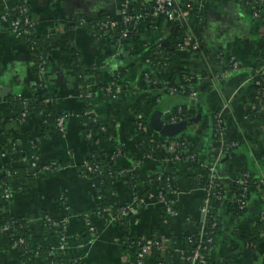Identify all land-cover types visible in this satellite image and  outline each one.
<instances>
[{
    "label": "crops",
    "instance_id": "0c3cea01",
    "mask_svg": "<svg viewBox=\"0 0 264 264\" xmlns=\"http://www.w3.org/2000/svg\"><path fill=\"white\" fill-rule=\"evenodd\" d=\"M182 1L174 0L180 14L176 20L184 26L186 37L192 36L200 48L182 50L175 46L168 63L162 67L152 65L150 46L165 38L171 39L170 28L151 29L138 22L135 28L141 32L140 39H119V43L110 45L108 39L122 36L98 31L91 35L85 28L74 25L78 16L88 17L90 21L102 17L117 21L122 7L127 11L132 6L138 9L152 0H26L35 34H56L47 51L50 60L41 83L34 72L26 39L12 34L6 24L1 26L0 118L7 121L3 132L0 130V176L22 167L36 178L27 183L24 192H13L7 201L2 198L0 186V221L4 215L25 218L34 239L44 245L54 244V240L41 230L42 215L59 221L65 217L67 256L79 258L82 264H129V253L123 243L128 238L158 234L166 244H173V255L167 263L186 264L181 238L197 232L201 225V208L206 198L201 172L205 165L216 163L215 174L223 177L225 195L215 211L219 228L206 264H264V235L255 244L251 242L264 210V127L247 116L248 110L264 115V90L256 95L250 86L252 75L261 66L258 42L262 35L261 23L238 0H194L190 6ZM18 2L0 0V13ZM74 52L78 53L82 69L86 71L83 85L74 74L71 60ZM157 58L163 59L160 54ZM230 60L236 63L233 69L229 68ZM91 67L101 73L92 111L104 122L110 139H103L101 133L88 136L83 130L88 115L83 114L85 102L81 90L94 87L93 77L87 73ZM119 68L123 70L127 89L120 102H115L102 91L110 86L112 74ZM179 70L187 72L189 86L186 91L170 93L163 87ZM224 71L229 72L220 77ZM146 72L151 78L150 86L142 84ZM174 83L179 85V80L175 78ZM41 91L54 115H66L62 133L53 126L42 131L38 115L28 116L25 123L19 121L8 104L13 96L29 100ZM155 109H160L163 115L175 109L182 111V120H187L189 127L180 135L188 139L189 148L195 153L193 159H198L200 166H193L189 160L168 161L167 147L161 144L164 137L159 135H155L159 148L149 155H141L146 147L141 152L135 148L133 138L138 139L137 129L144 128L145 124L149 129L148 119ZM213 115L224 126L223 141L229 146L234 144L231 147L235 149L210 161L219 145L212 134ZM9 142H16L18 151L10 152ZM32 142H36L40 163L54 162L56 169L34 173L29 164ZM116 147L120 151L113 157ZM92 150L109 161L113 157L114 171L116 167L124 171L116 175L109 190L104 191L103 187L96 190L91 185V175H82ZM133 169L140 183L132 189L124 175ZM244 170L250 171L255 182L250 187L248 207L235 217L230 209L235 200L232 185ZM166 173L176 185L175 191L167 193L176 214L163 222L165 209L154 203L156 189L149 187L145 180L155 174L163 177ZM100 193L116 205L129 204L134 194L142 198L143 203L137 205L127 228L94 214L101 203ZM83 212L89 213L90 225L97 233L92 243H87V238L80 242L75 239L76 234L86 229ZM0 264H24L9 238L1 232ZM25 264L46 262L32 258Z\"/></svg>",
    "mask_w": 264,
    "mask_h": 264
},
{
    "label": "trees",
    "instance_id": "16d2710c",
    "mask_svg": "<svg viewBox=\"0 0 264 264\" xmlns=\"http://www.w3.org/2000/svg\"><path fill=\"white\" fill-rule=\"evenodd\" d=\"M194 0H183V4L186 6H190ZM151 2L146 6V7H140V8H134L132 6L130 9H128V14L133 16V19L131 22L127 24L128 27H133L129 30L127 35L125 37H112L111 39L107 40V43L110 45H114L119 43V39L122 41L124 40H130V41H136L140 39L141 37V32L135 28L134 24L141 22L144 24H147L148 27L151 29H168L170 28V38H165L162 41H159L156 44H153L150 46V53H151V58L150 60L152 61V65L155 67H162L163 65L168 63V58L173 54L175 46L182 42L186 38V32L185 28L182 25V23L179 20H167L162 16H157L154 17L151 15ZM23 6V2L19 1L15 6H13L10 12L15 13L20 20L24 18L29 19V24L27 27L32 33L34 32V27L32 25L31 17L26 13H21L20 8ZM27 7V6H26ZM101 19H105V17H102ZM100 20V19H99ZM91 24H88L85 29L86 31L88 30L91 35L94 34V30L91 29ZM125 26L120 23V26L117 31H115L116 34L120 33V30L124 29ZM109 34H114V32H110ZM56 38V34H43L36 36V34H33V36L28 37V45L31 47H39L43 45L44 43H51L54 39ZM259 57H260V63H264V35H261L259 38ZM157 54L162 55L163 59H158ZM32 57V56H31ZM30 57V58H31ZM42 59H44L46 62L50 60L49 57L45 56V52L41 53ZM35 62V68L34 72L36 73L38 71V64L39 61L37 58H31ZM72 64H73V70L75 77L77 78L78 82H80L81 85L84 84L83 82V73L86 72L82 69V65L80 64L79 61V55L77 52L72 53ZM87 73L91 74L94 80V87L93 89H85L84 87L81 90L82 95L84 96V102H85V108L83 110V114L86 113L88 110H94L93 108V100L94 97L96 96L99 87L98 83L101 80V73L96 70V68L91 67ZM123 70L120 68L117 69L116 71L113 72L112 74V82L119 85L123 86L125 83L123 81ZM187 72L185 70H179L176 71L167 81V86L172 88H176V90L181 91L185 90L186 91V86H189ZM175 78L179 80V85L175 86L174 81ZM253 82L250 85L253 92L257 95H259L263 90H264V75H256L255 73L252 75ZM149 81H146L145 77L142 79V84L145 86H150L151 84V78L150 75L148 77ZM256 81L259 82V84H256ZM111 93H105V91H102L103 94H107L108 96L114 92L112 87H110ZM90 92V97H86V93ZM184 92V91H183ZM106 95V96H107ZM123 94L118 93L116 94V98L111 99L112 101L115 102H120L122 99ZM8 104L12 111L15 113V118L18 119L19 121L25 123L26 118H23L22 114L25 112L26 114L30 115H38L42 121V126L43 130L47 126H53L55 128V121L56 117H59L61 115H54L53 111L51 108L44 102V97L42 93H35L32 99H25L22 100L20 97L13 96L9 99ZM173 114L178 117L183 119L184 114L182 111L178 113V110H174ZM247 116L251 117L253 119H256L257 121L260 122V124L263 125L264 127V115L258 114L255 110H248L247 111ZM23 119V120H22ZM6 119H1L0 118V130L3 132V124L6 122ZM87 124L85 125L84 129L86 132L92 133V134H97L101 133L103 139H110V135L105 132V124L104 122L99 119L96 114L92 111L91 115H88L87 117ZM211 127H212V134L215 139L218 138L220 134L223 133V124L221 123L220 119L218 118L217 115H213V119L211 121ZM65 124V120L63 123V127ZM137 136L138 139L133 138V144L135 148L138 151H142L143 147H146L145 152H142V156L149 155L153 150H156L159 148V145L156 142L152 141V135L155 134L153 133L150 129L148 130H143L138 128L137 129ZM28 133V132H26ZM218 140V139H217ZM184 142L186 140H183ZM36 142H32V144L35 145ZM228 147L226 151H233L235 148L229 146L228 143H225V147ZM8 150L11 152L12 150L18 151V146L16 142H9L7 145ZM120 149L116 147L115 152H113V157L114 155H118L117 152H119ZM122 151V150H121ZM33 152L38 155L36 149H33ZM176 153L180 156L181 161H190L193 166L197 167L200 166L198 163V159H193L191 158L193 155H195L194 150L189 148V143L185 142L182 145H180L178 148H176ZM218 156V153H214L210 159V161L216 160ZM112 157V158H113ZM112 158H105L104 155H100L97 151L92 150V154H90L89 158L86 160V165L89 167L93 168L94 166H99L100 171L97 174V170L93 171V173H87L85 175L82 171V175L85 176H90L93 175V184L94 188L97 190L101 187H103L104 191L109 190L112 188V185L114 183V180L116 178L117 174H120V172H124L123 169L120 167H116V171H114V163L112 161ZM41 164V163H40ZM42 165V164H41ZM40 165V166H41ZM209 166L205 165L203 167L204 169L201 172L202 175V184L204 186V189L208 187L209 184V175H211L209 171ZM54 170V169H50ZM247 170V169H246ZM242 171V173H247L248 177L247 179V186L248 189L245 192V196L241 197L242 194V188L240 185L234 183L232 185V192L234 195V203L231 205L230 209L233 212V216L240 215L246 210V208L249 205V200L251 198V190L250 187L251 185L255 182V180L252 178V175L250 171ZM8 174L4 176H0V186L2 189L8 188L10 189L9 197L13 194V192H24L26 185L28 182L32 181L33 179L36 178V175H33L30 171H27L25 168H17V169H11L10 171H7ZM125 178L127 181V184L130 188H134V186L138 183H140V178L138 177L137 173L134 172V169L130 172L125 171ZM128 173V175H127ZM130 173V175H129ZM241 173V174H242ZM217 175V174H216ZM240 177V176H239ZM147 182L153 183L154 187L156 188H163L164 192H169V191H175L176 190V185L175 182L172 181V178L166 173L163 175V177H159L158 174H155L153 177L146 178ZM217 183V186L210 191V212H211V217L215 220L216 222V227L213 229L214 234L219 228V222L215 218V211L217 208H219L220 203L222 202V198L225 195V189H224V183L221 180L215 181ZM100 186V187H98ZM142 196V195H141ZM219 196V198H217ZM99 201L104 207H107L111 210L112 214L115 215V212L118 211V209L127 206V203H124L122 205H116L113 201L105 199V197L100 193ZM242 200L244 202V206L241 207L239 204L240 202L238 200ZM60 203H64L63 199H59ZM264 210L262 211V214L257 222L256 226V231L251 237V242L256 243L259 239H261V234L264 233ZM82 215L85 217L89 216V213L83 212ZM97 216V214H95ZM129 218H131V215L128 214L127 216L123 217L119 223L122 224L123 227L127 228L128 227V222ZM65 219L63 217L60 221L57 219H53L48 217L47 215L43 214L42 215V220H41V230H43L44 234L46 237L52 236L54 240V244L50 243H45L44 245L38 243L34 239V235L31 232V229L29 228L28 221L23 218V217H15V216H10V215H4L1 218V223L2 224H7L11 227V229L7 232L9 235V242L10 244H15L16 250L19 252L20 256V261L22 263H28L32 258H41L43 259L46 264H61L63 263L67 258V255L64 256L62 255L59 251L56 250V247L59 246L60 244L67 243V237L64 233V229H62V220ZM163 220V219H162ZM90 235V232L85 229L81 233L75 235L76 241H84L86 238ZM151 242H153V246L150 247L149 250V255L145 257H139V254L141 253L142 250V245L143 241H140L138 237L134 238H128L124 243H123V248L126 249L129 253V263L130 264H160V263H166L167 261L170 260V258L173 255V244L171 243L170 245L167 244L166 248L162 250V248H159V245L163 244L161 236L154 235L152 237H148ZM189 240V241H188ZM181 244L184 249V253L186 257H189L192 255L194 252L195 248L197 245H200L202 252L204 256L207 259V262L209 260V251L212 245L208 243L205 239L201 240L199 242V237L196 232H191L181 238ZM77 259L78 258H71V260ZM81 262V261H80ZM141 262V263H139Z\"/></svg>",
    "mask_w": 264,
    "mask_h": 264
},
{
    "label": "built area",
    "instance_id": "2783aa9c",
    "mask_svg": "<svg viewBox=\"0 0 264 264\" xmlns=\"http://www.w3.org/2000/svg\"><path fill=\"white\" fill-rule=\"evenodd\" d=\"M19 1L23 2V6L20 8V12L21 13L28 12V9L26 7V0H19ZM238 1H241L242 3L247 5L248 8L251 9V15H252L253 18H255V19L260 21V23H261L260 29L262 31V35H264V0H238ZM11 9H13V8L11 7L10 9L5 10L2 13H0V28H1L2 25L6 24L8 26L9 31L12 34L17 35L18 37H23L24 39H26L27 42H29L28 41V37L33 36V34H35V33H32V31H30L28 29V27H27L28 25H30L29 24V22H30L29 19L26 17V18L23 19V21H22V19L20 20V18L17 15H15V13L10 12ZM150 11H151V15L152 16H154V17L162 16L165 19L170 20V21L180 17V14L178 13V10L176 9L174 0H152ZM127 12H128L127 9L125 7H122L120 9V19L117 20V21L109 19V18L100 19V20L97 19V20H94V21H90L88 19V17L78 16L74 25L76 27L85 28L88 24H91V27H92L91 29L92 30L106 34V33L117 31L119 26H120V23H122L125 26V28L120 30L119 34L122 37H125L127 35V33L129 32V30L131 28H133V27L130 28V27L127 26V24L129 22H131L132 19H133V16L129 15ZM31 21H32V18H31ZM134 25H136V24H134ZM36 36H39V35H36ZM50 44L51 43H44L43 45H41L39 47L38 46L37 47H31L30 46V50L32 52L31 56L33 58H37L38 60H40L39 64H38V71L36 72V75L38 76L39 83H41L43 81L42 80V75H43V72H44V69H45V66H46V63H47L44 59H42L41 53L45 52V56H48L47 51H48V48H50ZM177 48L178 49H182V50L183 49H189V48H191L193 50H197L200 47H199V43L192 36H187L182 42H180L177 45ZM32 63L35 66V62L33 61ZM229 64H230L229 68L231 67L232 69L236 66V63L234 61H232V60L229 61ZM228 72L229 71H224L219 76L220 77H224L225 75L228 74ZM145 74H146V76H145L146 81H149L148 73L146 72ZM255 74L256 75H264V63H262L260 68L257 69V71H255ZM251 80L253 81L252 77H251ZM256 84H259V82L256 81ZM39 87H42V86L39 85ZM110 87H112V89L114 90V92L112 94H110L109 96L106 94L107 97H109L110 99L116 98V94H118V93L124 94L126 89H127L126 86H124V85L123 86H119V85H117V84L112 82L110 84V86H108L103 91H105V93H111ZM163 88L167 89L170 93L178 91L174 87L170 88V87L166 86V87H163ZM41 92H42V94L44 93L43 91H41ZM81 96H82V98L84 97L82 95V93H81ZM85 96L86 97H90V92L86 93ZM17 97H20V96L18 95ZM20 98L22 100H25L22 97H20ZM44 102H48V100L45 98ZM178 113H180L179 110H178ZM91 114H92V110L86 111V115H91ZM22 116H23V118H26V117L30 116V114H26L24 112L22 114ZM162 117H163V120L166 123H175L177 121L182 120L181 118L176 117L173 114V112L165 114ZM65 119H66V115H61L59 117H56L55 128H57L59 132H63V130H64L63 123H64ZM86 124H87V121H86L85 125ZM144 126H145L144 128H140V129L148 130L147 125L145 124ZM86 133H87L88 136H92V133H89V132H86ZM155 135L158 136L157 134H153L152 135V141L156 142L158 144L159 141H158V139L156 138ZM183 139H175V137H173V138H163L162 139V143L161 144L164 143V145L167 147V151L166 152L168 153V156H169L168 161H171V162L181 161L180 156L176 153V148H178L183 143L188 142V141L184 142ZM217 139H218V142H219L217 153H218V155L224 154L228 147L226 146V148H224L225 147V142L223 141V133L220 134ZM233 145L234 144H232L230 146H233ZM32 148L35 149V145L34 144H32ZM6 151L7 150L4 151V154L7 153ZM191 158H193V156ZM29 164H30L32 170L34 171V173H38L39 171H43V170L47 171V170H50V169H56V164L54 162L41 163L42 164L41 165L38 155H36L33 151H32V154L29 157ZM34 168H36V169H34ZM82 170H83L84 174L93 173V171H96V170H97V174L99 172H101L99 166H94L93 168H91L88 165H85ZM209 171H210L211 175H209L210 179H209L208 187L204 189L205 192H206V198H205L204 204H203V206L201 208V213L203 215V220L201 222V225L197 229L196 233L198 234L199 242L201 240L205 239L208 243L212 244L213 241H214V231H213V229H215V227L217 225H216L215 220L211 217V212H210V197H211L210 196V191L217 186V183L215 181L220 180V176L215 174V172H214V170L212 168V165L209 166ZM159 177H161V176H159ZM247 177H248L247 173H242L240 175V177H238L237 179L233 180L234 183L240 185L241 188H242L241 197L245 196V192L248 189L247 179H246ZM145 182L148 185H150V186L154 185L151 182H147V181H145ZM10 192L11 191L8 188L2 189V193H3L2 198L7 201ZM169 192H172V191H169ZM133 197H134L135 200L139 199L137 194H134ZM156 197L158 198L159 201H161V203L164 204L166 215L163 216L164 217L163 218V222H166L167 219L170 216H174L176 214V211L174 209V203L167 197V192H164L163 188H157ZM217 198H219V196H217ZM238 201L240 202L239 204L241 205V207H243L244 206V202L241 199L238 200ZM130 205L131 204H127V206H124V207L118 209V211L115 212V215H113L109 208L104 207L100 203L98 205V207L96 209V212L94 214H97V216L102 217L103 219H105L106 221H109V222H120L123 217L127 216L128 214L131 215L132 205L131 206ZM262 217H263V214H262ZM87 218H88V216L85 217L84 219H87ZM263 220H264V218H263ZM1 222L2 221H0V232L5 234L7 237H9L7 232L11 229V227L9 225H7V224H2ZM65 222H66V219H63L62 220V225H64ZM86 229L89 232L94 231L93 228L90 227V225H87ZM262 234L264 235V233H262ZM138 238L140 239V241L144 242L143 245H142V250H141V253L139 254V257L148 256L149 253H150L149 252L150 247L153 246L154 243L151 242L149 238H144V237H138ZM162 241H163V244L159 245V248H162V250H163L164 248H166L167 244L165 243V241L163 239H162ZM12 246H13V248H16L15 244H12ZM56 250L59 251L64 256L67 255L66 254V244H64V243H62L59 246H57ZM67 258H68V256H67ZM70 259H71V257L66 259L61 264H82L80 262L79 258H78L79 259L78 261H77V259H73V260L70 261ZM139 263H141V262H139ZM206 263H207V259L204 256L200 245L196 246V248H195L194 252L192 253V255H190L189 257H186V264H206ZM160 264H168V263L166 262V263H160Z\"/></svg>",
    "mask_w": 264,
    "mask_h": 264
},
{
    "label": "water",
    "instance_id": "95a60500",
    "mask_svg": "<svg viewBox=\"0 0 264 264\" xmlns=\"http://www.w3.org/2000/svg\"><path fill=\"white\" fill-rule=\"evenodd\" d=\"M226 111V110H224ZM163 114L160 109H155L152 111L148 119L149 129L164 138H173L179 134H182L188 127L187 120H180L175 123H166L163 120Z\"/></svg>",
    "mask_w": 264,
    "mask_h": 264
},
{
    "label": "rangeland",
    "instance_id": "374dc122",
    "mask_svg": "<svg viewBox=\"0 0 264 264\" xmlns=\"http://www.w3.org/2000/svg\"><path fill=\"white\" fill-rule=\"evenodd\" d=\"M58 133H62V132H58ZM184 138V139H183ZM175 139H183V140H186V141H188V139L186 138V137H184L183 135H178L177 137H175ZM215 167H216V163H213L212 164V168H213V170L215 171V173H216V170H215ZM34 169H36V168H34ZM93 175H91V177H90V180L91 179H93ZM95 178V177H94ZM223 177H221L220 176V180L222 181L223 179H222ZM222 182H224V181H222ZM94 182L92 181V183H91V185H93L94 186V184H93ZM149 186V185H148ZM150 187V186H149ZM151 188H153V186H151ZM155 189H156V191L154 190V193H156L157 192V188L155 187ZM156 195H157V193L156 194H154V196H153V198L155 199L154 200V203H156L157 205H159L161 208H164L165 209V207H164V204L163 203H161V201H159L158 200V198L156 197ZM139 198V197H138ZM141 199V200H140ZM143 200H142V198H139V199H134V197H132V200H131V202H129V204H131L132 205V208H131V216H133L134 214H135V211H136V209H137V205H142V202ZM130 205V206H131ZM164 214L166 215V213L164 212ZM171 218H172V216H170ZM89 219H90V217H88L87 219H83L84 220V222H85V226H87V225H90V221H89ZM130 219V218H129ZM65 226H66V223L64 224V225H62L61 227H62V229H66L65 228ZM90 227H91V225H90ZM97 235V233H96V231L94 230V231H92V232H90V235L87 237V239H88V241H87V243H92L93 241H94V239L96 238L95 236ZM144 238H146V237H144ZM86 239V240H87ZM66 254H67V248H66Z\"/></svg>",
    "mask_w": 264,
    "mask_h": 264
}]
</instances>
